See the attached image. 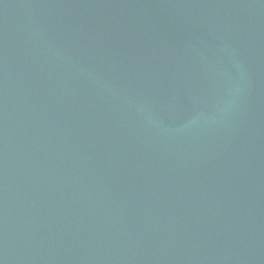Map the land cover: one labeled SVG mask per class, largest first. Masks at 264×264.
<instances>
[{"label":"water","instance_id":"1","mask_svg":"<svg viewBox=\"0 0 264 264\" xmlns=\"http://www.w3.org/2000/svg\"><path fill=\"white\" fill-rule=\"evenodd\" d=\"M3 264H264V0H0Z\"/></svg>","mask_w":264,"mask_h":264},{"label":"snow or ice","instance_id":"2","mask_svg":"<svg viewBox=\"0 0 264 264\" xmlns=\"http://www.w3.org/2000/svg\"><path fill=\"white\" fill-rule=\"evenodd\" d=\"M0 264H3V261L2 260H0Z\"/></svg>","mask_w":264,"mask_h":264}]
</instances>
